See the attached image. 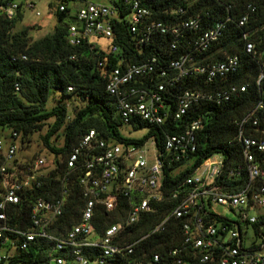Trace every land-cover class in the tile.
Wrapping results in <instances>:
<instances>
[{
  "label": "built area",
  "instance_id": "1",
  "mask_svg": "<svg viewBox=\"0 0 264 264\" xmlns=\"http://www.w3.org/2000/svg\"><path fill=\"white\" fill-rule=\"evenodd\" d=\"M121 4L117 8L112 3L72 2L74 11L69 8V12L74 20L69 23L67 41L74 47L86 42L90 51L104 48L96 40L108 41L98 67L108 75L106 91L115 99L124 124L140 121L161 127L168 118L179 120L200 101L220 104L239 89L244 90L236 85L214 92L187 90L179 96L176 110L170 111L163 96L165 85L152 82L156 72L165 75L155 57L142 63L121 58L107 69L106 57L121 51L114 42L115 19L125 20L132 34H141L139 44L155 33H170L178 39L184 36L183 30L201 29L199 18L168 26L154 20L141 0H121ZM65 7L58 3L59 11ZM20 8L35 10V4L31 0H0V13L7 18H13ZM124 10L128 14L122 18ZM247 22L248 15H244L238 25ZM224 28V23H217L189 42L190 51L170 62L176 73L173 81L202 76L211 83L238 71L240 59L236 55H225L215 62L200 58L221 39ZM249 37L246 32L242 40L244 52L251 55L256 50ZM259 63L263 78L264 52ZM255 111L263 113L264 120L260 103L241 121H234L236 140L242 145V163L227 165L224 155L212 159L214 154L175 187L164 184V170L194 159L200 120L190 122L179 133L166 134L162 149L153 137L149 150L146 142L118 143L89 130L78 137L65 157L50 153L51 159L42 155L30 158L28 143L11 132L9 138L0 139V263L37 245L48 257L45 264H264V222L259 233L255 232L260 241L244 245L246 229L264 218V213L251 214L264 209V140L246 133V124L259 125ZM75 186L82 206L67 227L60 220ZM218 206L235 211L237 219L217 212ZM161 213L148 232L137 235L138 227L155 222ZM175 222L180 223V241L170 226ZM169 231L174 245L161 251L149 248L150 239Z\"/></svg>",
  "mask_w": 264,
  "mask_h": 264
},
{
  "label": "trees",
  "instance_id": "2",
  "mask_svg": "<svg viewBox=\"0 0 264 264\" xmlns=\"http://www.w3.org/2000/svg\"><path fill=\"white\" fill-rule=\"evenodd\" d=\"M58 1L64 5L68 1L87 2ZM141 1L152 11L154 20L168 26H177L190 18H199L201 29L183 30L184 36L178 39L170 33H155L139 44L141 34H132L125 20L115 19L114 42L120 46L121 51L117 55L106 57L107 69L121 58L131 63H142L155 57L157 65H161L165 75L158 76L159 72H156L152 75V82L165 85L163 96L170 111L176 110L179 96L187 90L214 92L217 89L224 90L230 85L244 90L239 89L228 101L220 104L200 101L179 120L168 118L161 127L132 121L128 125L135 129L146 128L148 133L142 139L125 138L120 132L124 122L117 113L115 99L106 91L108 75L98 67V62L105 58L106 47L90 51V45L86 42L78 47L71 46L67 41V29L74 17L69 8L65 7V11H59L58 4L57 23L52 32L34 40L31 37V28L16 29L23 19L24 10L20 8L13 18H7L0 13V131L17 132L23 143H29L34 133H40L38 141L48 152L65 157L76 145L78 137L89 130H96L99 136L106 140L123 144L142 145L153 137L157 146L162 149L166 134L179 133L190 122L200 120L201 128L197 132L198 150L193 155L192 168L174 175L172 171L182 165L181 163L165 168L164 184L177 186L203 160L217 153L224 155L227 165L242 163V145L236 140L238 127L234 121H241L260 103L264 108V77H260L262 68L259 63V55L264 52V0ZM111 3L117 8L122 7L121 0H111ZM127 14L124 10L120 17L125 18ZM244 15H248V22L245 26H239L238 22ZM217 23L225 25L222 37L200 58L206 62H215L223 60L225 55H236L240 59L238 71L223 81L216 80L211 83L206 82L202 76L173 81L176 73L170 68V62L189 52L192 47L189 42ZM246 32L255 43V54L248 55L244 52L242 36ZM174 42L176 46L172 47ZM51 93L52 106L48 108L46 104ZM71 96L76 97L83 107L76 109L72 118H69L66 105L61 103L59 98ZM255 117L258 118L259 125L253 127L250 123L246 124V133L264 140L263 113L255 111ZM63 126L64 129L59 132ZM42 130H45L43 134ZM41 154L42 151L34 152L30 158ZM68 202L60 220V224L67 227L75 221L82 206L77 186ZM24 214L25 207H22V217ZM161 217L162 213L155 222L138 227L137 235L148 232ZM263 222L264 218H261L259 223L253 225L256 233H259ZM170 226L175 228L176 240L180 241V223L175 222ZM172 236L169 231L158 235L154 240L150 239L147 244H150L149 248L153 251H161L174 245ZM47 259L42 248L33 245L25 251L16 252L11 259L0 264H45Z\"/></svg>",
  "mask_w": 264,
  "mask_h": 264
},
{
  "label": "rangeland",
  "instance_id": "3",
  "mask_svg": "<svg viewBox=\"0 0 264 264\" xmlns=\"http://www.w3.org/2000/svg\"><path fill=\"white\" fill-rule=\"evenodd\" d=\"M35 4V10H30V9H25L23 12V19L21 22L18 23L17 25V30H20L21 28L29 27L31 28V37L36 40L44 37L45 35L49 34L52 32L54 26L57 23V18H56V7H57V1L58 0H31ZM88 2L96 3V4H105V5H110L111 0H87ZM67 8L73 9L72 6V1H68L66 4ZM37 12L39 15H37ZM108 43L107 40H100L97 42L98 45L105 47V45ZM59 101L63 104L66 105L67 108V114L68 117L72 118L74 112L76 109H79L83 107V104L76 99V97L71 96V97H65V98H59ZM47 107L50 108L52 106V93L50 94L48 101H47ZM52 119H50V122ZM67 123V122H66ZM64 129L61 128L59 132H61ZM45 130L41 131V134H43ZM120 132L123 137L125 138H131V139H142L145 137L148 133V129L146 128H132L131 125H126L124 124L120 128ZM40 133H34L29 140L28 147L26 149L28 154H33L39 153V151H42V156L46 157L47 159H51V154L48 152L42 144L38 141ZM10 132L8 130L0 131V139H4L5 137L9 138ZM59 140H62V137L59 138ZM145 148L151 149L153 148L152 145V138H149L146 140V145ZM222 157V154L217 153L214 156H212V159H217ZM194 160V159H193ZM193 160H191L188 164L179 166L178 168L175 169L173 174H179L186 169H190L193 166ZM216 211L219 212L220 214L226 216L229 219L236 220L237 219V214L236 212H232L230 210H227L223 207H217ZM264 213L263 208H259L256 213L252 212V215L256 214H262ZM260 241V236H258L253 227H248L246 229V233L244 234V245L247 246L251 242Z\"/></svg>",
  "mask_w": 264,
  "mask_h": 264
},
{
  "label": "crops",
  "instance_id": "4",
  "mask_svg": "<svg viewBox=\"0 0 264 264\" xmlns=\"http://www.w3.org/2000/svg\"><path fill=\"white\" fill-rule=\"evenodd\" d=\"M59 3V1H57V4ZM23 10H25V9H23ZM98 41H100V40H96L95 42L97 43Z\"/></svg>",
  "mask_w": 264,
  "mask_h": 264
},
{
  "label": "water",
  "instance_id": "5",
  "mask_svg": "<svg viewBox=\"0 0 264 264\" xmlns=\"http://www.w3.org/2000/svg\"><path fill=\"white\" fill-rule=\"evenodd\" d=\"M22 1H27V0H22Z\"/></svg>",
  "mask_w": 264,
  "mask_h": 264
}]
</instances>
